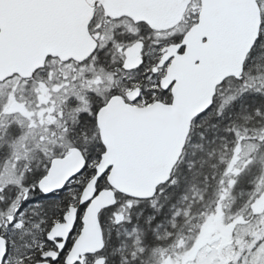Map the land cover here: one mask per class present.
<instances>
[{
    "label": "snow or ice",
    "instance_id": "obj_1",
    "mask_svg": "<svg viewBox=\"0 0 264 264\" xmlns=\"http://www.w3.org/2000/svg\"><path fill=\"white\" fill-rule=\"evenodd\" d=\"M185 2L183 18L174 23L157 27L148 20H137L136 27L131 28L116 23L122 16L106 14L103 0H94V7L99 4L90 24L95 47L86 58L91 65L84 73L90 79L63 85L64 103L57 105L58 119L51 122L54 127L22 124L13 133L15 121L0 123V264H113L112 255L128 248L124 243L109 253L108 245L113 235H121L122 225L127 226L126 239L133 243L132 250L121 256L120 264H145L142 257L146 249L137 247L142 239L134 224L144 213L137 211L133 217L132 211L141 209L140 201H150L154 213L163 212L162 205L156 207V197L164 196L162 191L153 192L151 197H135L136 203L123 207V201L105 204L96 212L100 246L91 252H77L75 258L73 253L94 200L104 191L102 182L109 189L113 187L109 181L114 162L107 163L103 170L99 167L110 151L107 141L97 143L102 114L120 101L138 107V102L143 101L145 108L162 98L172 103L178 77L166 84L163 81L176 55L188 47L181 41L191 24L200 26L201 41L209 50L219 36L230 37L239 45L233 69L216 78L211 98L193 120L202 128L207 124L218 129L223 124V131L236 137L241 128L247 133L250 125L264 124V0H180ZM34 3L35 0H0V34L13 28L22 12ZM249 7L255 9L250 23L240 18ZM197 59L198 70H212L203 57ZM69 148L79 153L83 164L63 182L47 184L54 163L63 160ZM247 155L252 156L247 162L249 169L264 165V136L260 147ZM89 185L92 195L85 196ZM118 195L132 199L128 194ZM70 214L67 234L51 235L57 223L68 224ZM158 218L149 215L145 223L151 225Z\"/></svg>",
    "mask_w": 264,
    "mask_h": 264
},
{
    "label": "water",
    "instance_id": "obj_2",
    "mask_svg": "<svg viewBox=\"0 0 264 264\" xmlns=\"http://www.w3.org/2000/svg\"><path fill=\"white\" fill-rule=\"evenodd\" d=\"M103 3L111 14H127L135 20H148L157 27L181 19L186 7V2L180 3V0H103ZM85 5L84 0H35L33 6L22 12L13 28L0 34V74H24L41 65L48 54L81 52L77 36L69 28L71 21L78 32L86 30L93 10L89 12ZM254 16V7H249L240 18L250 23ZM201 33L198 24L188 30L181 41L187 42L188 47L183 54H177L168 67L163 83L178 77L172 103L155 101L145 108L120 101L102 114L100 137L108 142L110 151L99 167L103 170L107 163L114 162L109 181L113 187H104L95 198L84 230L77 237L73 258L77 252H91L100 246L96 212L116 201V192L151 197L157 187L169 180L183 154L193 118L211 98L216 78L233 69L238 42L219 36L209 50L201 41ZM198 57H203L212 70H198ZM82 164L79 153L69 148L65 158L54 163L46 183L63 182V178ZM92 192L89 185L84 195L91 196ZM71 219L70 214L68 224L57 223L51 235H66ZM2 247L0 244V250Z\"/></svg>",
    "mask_w": 264,
    "mask_h": 264
},
{
    "label": "flooded vegetation",
    "instance_id": "obj_3",
    "mask_svg": "<svg viewBox=\"0 0 264 264\" xmlns=\"http://www.w3.org/2000/svg\"><path fill=\"white\" fill-rule=\"evenodd\" d=\"M86 2L89 3V7L94 8L93 13H98L99 4L94 7V0H86ZM103 10L109 14L106 12L105 6ZM93 13L83 32L74 29L70 21L69 30L77 36L79 47L82 50H88L87 54L82 52L75 56L49 54L45 57L44 62L31 72L13 73L0 77V113H2L0 123L8 125L15 121V126L11 129L13 133H16L22 124L32 123L37 125V128L41 125L54 127L51 122L58 119L57 105L64 103L63 85L70 84L73 80L81 82L90 79L84 73L89 71L91 65V61H86V58L95 47L93 34L90 32ZM113 16L123 17L116 23H122L131 28L136 27L134 23L136 20L127 14H113ZM193 25L194 23L190 27ZM164 99L167 98L158 100L164 101ZM138 104L144 106L143 101ZM130 105L137 106V104ZM15 128L19 129L15 132ZM99 140H101L100 137L97 143ZM31 142V137H29L28 143ZM176 190L179 189L166 187L159 191L174 192ZM176 194L178 193L176 192ZM180 195L175 199L182 198L183 195ZM156 199H159V195ZM173 199L174 197L169 202L173 206H178L181 199L179 201H173ZM121 201H123L121 207L129 202H137L136 199H131L129 202L124 199ZM140 203L141 209H133L132 215L135 217L136 212L141 210L144 213L140 221L134 220V224L142 239V243L137 247L146 249L142 257L145 264H227L228 259L233 257V208L227 209L222 206L215 209V212H210V210L207 212L204 201H200V203L192 204V209H187L188 213L184 219L179 220L178 216L170 212L172 209L170 204L163 206V212L154 213L151 204L147 201H140ZM149 215H156L159 218L149 225L145 223ZM107 227L108 225L105 224V228ZM125 227L127 226H121V235L119 237L113 235L112 241L108 245L110 254L111 249L119 248L124 243L128 245V248H123L112 255L113 264H120L121 256H126L132 250L133 242L126 239ZM135 238L136 234L134 233L133 240Z\"/></svg>",
    "mask_w": 264,
    "mask_h": 264
},
{
    "label": "trees",
    "instance_id": "obj_4",
    "mask_svg": "<svg viewBox=\"0 0 264 264\" xmlns=\"http://www.w3.org/2000/svg\"><path fill=\"white\" fill-rule=\"evenodd\" d=\"M201 119L203 120V118ZM242 123V121H238V124ZM263 126L264 124L254 123L249 126L250 131L247 133L241 128L239 130V137H236L225 133L223 131V124H221V127L218 129H211L207 124L202 128L200 122L193 121L187 145L174 170L173 178L175 179L176 177L177 181L173 186H176L178 189L181 188L182 195H185V186H191L193 184H196V187H194L196 190L192 189L189 191L191 195L198 192V188L201 187V185L209 189L220 188L221 192H227L230 197L236 195V193L233 192V185L231 183L235 172H237V169H233V164L240 162V151L244 148L245 143L253 141L255 146L260 144V134L263 132ZM202 132L203 139L201 138ZM231 162L232 166H229ZM199 183H201V185ZM104 185L105 184L102 182L101 186ZM173 186L167 184L164 187L175 188ZM178 191L179 190L174 192L162 191L164 196L159 199L158 203L160 204L165 197L172 193L176 194ZM211 191L212 190H207V200L205 201L219 202L220 200L218 197L222 196L221 192L217 194ZM260 196H264V190L261 191ZM255 199L257 201L259 200V203H262L261 211H264V198L255 197ZM253 201L254 200H251V202ZM246 205L251 204L238 199L239 210ZM248 209L251 213L248 214L246 219L238 220V225H247L253 223L255 220L256 207L251 205Z\"/></svg>",
    "mask_w": 264,
    "mask_h": 264
},
{
    "label": "rangeland",
    "instance_id": "obj_5",
    "mask_svg": "<svg viewBox=\"0 0 264 264\" xmlns=\"http://www.w3.org/2000/svg\"><path fill=\"white\" fill-rule=\"evenodd\" d=\"M18 129L19 128H15V132ZM262 136H264V126L263 132L260 134V137ZM259 147L260 144L255 146L253 141H248L244 144V148H242L240 151V162L233 164V169H237V172H235L231 183L233 185V192H235L236 195L230 197L227 192H221L220 188L209 189L207 187V189L202 186L201 183H199L201 185V192H195L191 195L189 191L192 189L196 190V188H194L196 187V184L191 186L186 185L185 187L188 188L189 194L183 195V199H175V197L180 195V191H178L179 195L173 193L167 196L166 199L161 202V204L157 203L156 205V207L159 208L160 205L164 206L165 204H170V207H172L170 212L178 216L177 219L179 220L184 219L188 213L187 209H192L191 205L197 201L199 203L200 201H204L207 212L208 210H210V212H215V209L221 208L222 206H225L227 209L233 208V257L228 259L227 264H264V211H261L262 203H259V200L257 201L255 199V197H261V191L264 190V165L256 164L250 169L247 167V162L252 159V156L247 154L254 152L255 149ZM23 156L24 153L21 152V157L23 158ZM229 166H232V162L229 163ZM176 181L177 180L175 177V179L173 178L168 185L173 186L176 184ZM207 190H212V193L216 192L217 194L221 192L222 196L218 197L216 195L220 201H205L207 200ZM170 196L174 197L173 201H179L181 199L178 206H173L172 203L169 202V200L172 198L171 197L168 200ZM238 199L246 203L249 202L253 207H256V217L253 223H249L248 225H238V220L242 219L243 217L247 218L248 214L251 213V211L248 209L251 205H246L239 210ZM251 200L254 201L251 202ZM147 202L150 204V201Z\"/></svg>",
    "mask_w": 264,
    "mask_h": 264
}]
</instances>
